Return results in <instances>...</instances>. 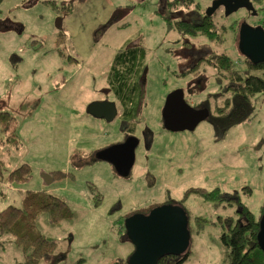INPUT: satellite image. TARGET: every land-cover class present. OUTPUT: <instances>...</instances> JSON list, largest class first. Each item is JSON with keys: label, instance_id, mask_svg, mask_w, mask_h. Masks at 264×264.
<instances>
[{"label": "rangeland", "instance_id": "obj_1", "mask_svg": "<svg viewBox=\"0 0 264 264\" xmlns=\"http://www.w3.org/2000/svg\"><path fill=\"white\" fill-rule=\"evenodd\" d=\"M195 1L206 12L214 0ZM164 4V0H4L0 4V111L12 113L21 142L17 149L0 143V160L5 162L0 212L22 208L29 190L63 198L76 211L73 223L59 227L40 219L37 231L58 244L53 255L38 264L128 262L134 245L123 236L125 218L137 210L147 214L170 198L180 201L190 188L220 189L226 200L216 207L192 194L184 202L191 231V254L184 264H229L221 240L225 220L239 219L240 203L260 217L264 93L252 98L247 118L235 114L231 120L218 119L216 126L212 118L219 116L225 103V97L218 96V70L205 62L199 77L182 73L195 63V51L200 49L202 55L226 52L237 69L246 71L231 26L245 22L264 29V0H250L251 6L230 15L223 7L215 13L219 29L228 28L223 45H211L204 37L183 38L169 29L161 15ZM190 11L180 8L177 15ZM59 19L65 40L58 48ZM186 40L195 46L189 47ZM127 45L143 47L146 57L136 132L142 142L131 175L124 178L111 163L87 156L125 141L120 107L116 104L119 114L111 122L87 111L105 97L113 59ZM253 74L264 78L262 70ZM204 83L206 89L201 91ZM178 90H185L193 108L206 106L210 112L193 131L170 132L164 126L167 99ZM207 97L210 106L198 105ZM110 100L116 103L112 95ZM230 104L228 114L241 112L233 101ZM23 164L29 166L31 177L11 184L9 174ZM57 171L67 174L59 178ZM25 260L13 237L0 235V264H25Z\"/></svg>", "mask_w": 264, "mask_h": 264}, {"label": "trees", "instance_id": "obj_2", "mask_svg": "<svg viewBox=\"0 0 264 264\" xmlns=\"http://www.w3.org/2000/svg\"><path fill=\"white\" fill-rule=\"evenodd\" d=\"M3 1L4 0H0V4ZM164 1L165 4L161 11V15L166 21L169 29H175L183 38L204 37L211 45H223L225 43L226 40L224 35L227 33L228 28L223 25L220 30L219 26H217L218 23H216L214 19L216 17L215 14L213 16H207L206 12H202V7L195 0ZM52 7H55L56 11L62 13L61 8H59L56 3H52ZM180 8L192 11L179 17L177 13ZM181 12L184 11L181 10ZM64 14H68V12L65 11ZM243 26L248 25L243 22L240 26H231L232 31L238 35V48L240 43V31ZM59 29L61 30L60 35L62 37L60 36L61 38L56 41L58 48L65 40L63 37L65 36V32L62 26ZM185 44H189V47L195 46L189 40H186ZM201 50L202 49L195 51L198 53L195 58V63L188 69H185L182 74H194L199 77L201 75L200 66L202 63L208 62V64L214 66L219 72L217 78L221 91L220 94H218V96H220L219 99L222 98V96L225 97L224 106H221V110L220 106L218 107L220 113L219 116L214 119L225 120L227 118V120H231L234 118L235 114L239 113L246 114L247 118L248 111L251 108L252 98L258 94L264 93V78L253 74V71H264V63H254L252 60L242 55L244 57L243 60L246 71H241L235 67L234 61L226 52H216L215 54L210 52L208 55H202ZM186 56L189 57L191 55L189 54ZM145 57L146 52L143 47L127 45L116 54L107 75L109 92L120 107L124 133H135L140 124L139 114L141 100L143 98V84L140 79H142L143 76L145 64L143 59ZM206 86L207 85L204 83L203 87L200 88L201 91L205 90ZM198 91H200L199 88ZM227 94L229 95L228 98ZM211 96L216 97L213 95ZM208 99L207 97L205 100L207 105H209ZM231 101H233L234 107L237 105V109H241V112L232 113L234 111H231L230 114L227 113L230 111ZM239 101H241V103ZM0 132L5 137L0 140L1 144L8 146L16 145L15 149H17V146H20L21 142L18 141L17 123L12 113L0 111ZM89 155L97 159L95 153L87 154V156ZM4 165L5 162L0 160V185L5 181L3 173ZM57 172L56 174L59 178L67 174V172ZM30 177L29 166L23 164L9 174V182L11 184L23 183ZM248 192H251L250 188ZM192 194L201 196L204 201L211 202L216 207H220L221 204L225 205V193L220 189L208 191L203 188H190L185 193L184 199L180 201L169 199L161 204L158 203L152 206L148 212L158 205L173 203H179L180 206L186 209L184 202ZM263 210L264 206L261 209L260 217L257 219L255 214L247 206L240 203L239 213L237 212L239 219L228 217L225 220L226 225L221 240L227 250L229 264H264V252L260 248L257 239ZM136 212L144 211L137 210ZM146 212L147 211H145V213ZM75 217L76 211L65 199L45 192L29 190L24 196L22 208L8 207L6 210L0 212V235H9L13 237V243L24 251L26 257L25 264H38L41 259H47L53 255L54 248L58 244L55 240L44 237L37 231L36 226L40 222V219L47 225L59 227L63 222L73 223ZM198 225L204 226L202 224ZM124 233L123 236L127 239L125 229ZM190 254L189 249L186 254L180 257L166 256L159 261V264H184L189 259ZM55 264L60 263L56 262ZM77 264H86V261H79ZM123 264H128V262Z\"/></svg>", "mask_w": 264, "mask_h": 264}, {"label": "water", "instance_id": "obj_3", "mask_svg": "<svg viewBox=\"0 0 264 264\" xmlns=\"http://www.w3.org/2000/svg\"><path fill=\"white\" fill-rule=\"evenodd\" d=\"M249 6L250 0H214L206 10V15L213 16L222 7L226 15H230ZM62 22V19L58 20V28ZM239 48L254 63H264V29L243 26ZM88 113L106 122L113 121L118 115L116 103L109 101L90 104ZM208 115L207 110L189 105L183 90L175 91L168 97L163 112L165 128L171 132L193 131ZM138 145L139 140L131 138L125 143L99 151L97 159L111 163L121 177L128 178L136 162ZM124 227L127 239L134 245L128 264H159L166 256L180 257L186 254L191 247L189 215L180 205H159L147 214H132L125 219ZM257 239L264 252V210Z\"/></svg>", "mask_w": 264, "mask_h": 264}, {"label": "flooded vegetation", "instance_id": "obj_4", "mask_svg": "<svg viewBox=\"0 0 264 264\" xmlns=\"http://www.w3.org/2000/svg\"><path fill=\"white\" fill-rule=\"evenodd\" d=\"M143 77V76H142ZM140 80H142V79H140ZM109 88V87H108ZM183 92L185 93V91L183 90ZM111 93L109 92V89L108 90H106L105 91V94H104V98L102 99V100H100V101H109V102H113L112 100H110V96L112 95H110ZM185 100H186V93H185ZM187 101V100H186ZM188 102V101H187ZM206 104L207 105V103H205V102H202V103H200V104H198V105H201V104ZM116 104L118 105V103H117V101H116ZM189 104V103H188ZM190 105V104H189ZM116 107H118V106H116ZM195 109H199V110H208V108L206 107V106H204L203 108H202V106L200 107V108H195ZM88 112V111H87ZM119 113V112H118ZM90 114V113H89ZM91 115V114H90ZM209 115H210V112H209ZM91 116H93V115H91ZM118 116V115H117ZM94 117V116H93ZM95 118V117H94ZM98 119V118H97ZM212 120H213V122H216L217 120H215L214 118H212ZM105 121V120H104ZM200 125V124H199ZM215 125H216V123H215ZM164 126H165V124H164ZM217 126V125H216ZM137 132V131H136ZM136 132L135 133H130V132H127V133H124V135H125V141L124 142H122V143H125L127 140H129V139H131V138H137L138 140H139V145L141 144V142H142V140H141V138L140 137H138V136H136ZM171 132V131H170ZM121 143V144H122ZM139 145H138V147H139ZM137 147V148H138ZM137 150V149H136ZM95 157L97 158V153L95 154ZM171 199V198H170ZM169 200V199H168ZM175 204H177V203H173V205H175ZM159 206V205H158ZM135 213H138V212H134V213H132V214H135ZM131 214V215H132ZM130 216V215H129ZM127 218V217H126ZM125 218V219H126Z\"/></svg>", "mask_w": 264, "mask_h": 264}]
</instances>
